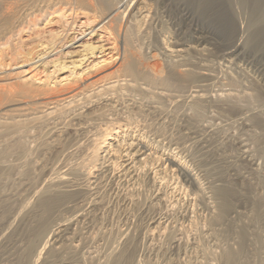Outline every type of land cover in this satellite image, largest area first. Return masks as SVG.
Returning <instances> with one entry per match:
<instances>
[{
  "label": "rangeland",
  "instance_id": "rangeland-1",
  "mask_svg": "<svg viewBox=\"0 0 264 264\" xmlns=\"http://www.w3.org/2000/svg\"><path fill=\"white\" fill-rule=\"evenodd\" d=\"M35 2L31 3L32 5L21 3L19 5L21 7L13 13L14 15L11 18L13 22L9 21V25L7 23L5 26L0 22V85L8 83V87L10 85L15 87L24 84L30 86L29 89L37 90V88L40 89L39 87L43 89L46 87L47 90L50 91L51 89L52 91L51 93H45L46 96H44L45 94L33 96L42 92L43 89L41 88L39 92L37 90L36 93L32 94L34 101L31 97L21 100V96L16 95L13 99L17 102L16 105H14L15 102L10 104L9 101L6 103L3 101V106L0 105V156L3 157L0 159V173H2L0 177V264H264V4L261 3L264 0L147 1L145 7L147 10L143 13L147 16L145 15L144 19L142 18L137 22L136 25L140 24L139 27L134 24L137 27H133L136 29V34L131 32V35H133L129 36L128 43L131 39L134 40H131L133 42L131 45L128 44L132 48L122 45L121 38H117V43H115V36L108 34V30H100L86 11H78L76 15L65 9L54 12L55 9H58L56 6L59 5L52 6L51 1ZM46 6H48V9H46ZM10 26L12 27L10 28ZM12 31L13 33H9ZM73 37L77 38V42L71 41ZM3 41L5 43H2ZM177 42L184 43L182 45L183 54L182 52L179 54L174 52L175 55L173 51H169L172 50L171 45ZM51 44L55 46L52 47V50L48 49ZM122 46L125 49L123 50L124 53L127 49V54L131 51L129 54L132 58L134 57L133 62L135 64L139 61L142 62L141 64L138 63L141 66L135 65L142 67V70L139 68L141 72L138 70L139 73L137 72L134 75L136 80L128 72L119 69L121 68L119 66L120 60H122L120 57L124 54L120 49ZM228 50H231L230 54H226ZM227 55L228 57H226ZM179 56L186 58V61L180 59L184 65L179 60ZM135 59L138 61L136 62ZM151 59L155 63L154 66ZM170 59L179 60L178 62L182 66ZM144 62L148 63L144 65ZM172 63H175V65ZM150 64L153 67L150 68ZM156 64L160 65L161 68L157 67ZM19 65L22 66L18 67ZM144 66L145 68H143ZM116 67H118V71H116ZM175 67L179 70L181 68L182 70L193 68L191 72L195 71V73H192V77L193 74L196 77L185 82H194L186 84L181 81L179 84L173 80L175 84L170 85L171 88L163 86L160 82H150L153 74L156 75L155 78L160 79L161 76L159 77V75L162 74H166V76L164 75L166 78L169 74L171 76ZM157 68L163 70L162 73ZM156 69L157 72L152 73ZM95 70H98L97 73H95ZM174 72H177V70ZM148 75H150L149 78ZM123 77L127 81L123 80ZM165 77L162 76V78ZM116 78L119 80V87H112V89L111 85L114 84V80H117ZM139 78L150 79V81L146 80V83L145 79L141 80ZM127 82L134 87V90H129L132 87ZM120 85H125V88L121 86V89ZM135 85L139 92L136 91ZM139 85L143 91L146 89L145 91L148 92L147 98L144 95H147V93H144L145 91L141 92ZM182 85L183 87H181ZM149 86L156 97L160 92L157 98L149 93V90H151ZM161 86L165 89H162ZM156 87H159V91ZM202 87L203 89H201ZM107 88H110V90H107ZM166 88L168 89L166 90ZM114 89H116V93ZM119 89L122 91L120 92ZM187 89L192 90L189 92ZM100 90L102 93L103 90L105 92L112 91V93L106 94L104 92V95H101ZM73 91L76 92L73 95L75 98L69 96ZM96 91L104 98L95 95ZM132 91L135 92L136 96L132 95ZM43 92H46V90H43ZM138 93L140 94L138 95ZM164 93L169 94L172 98ZM88 94L92 95V97L89 95V99H87ZM123 94L125 95L123 96ZM188 94H190V98H188ZM173 95L175 98H173ZM65 96L66 98H64ZM95 96L99 99L97 97L94 99ZM105 96L109 99L107 100ZM159 97H164L160 100L161 102L158 101L161 99ZM72 98L75 100L73 99V101ZM119 98L123 99V103ZM28 99L33 101V104ZM68 99L69 101L66 103ZM71 100L73 102L69 104L70 106L67 105ZM106 101L109 102L107 106H111L112 110L105 105ZM26 102H28V105ZM137 103L141 107H138ZM81 104H83V109ZM124 105L126 106L125 109L123 108ZM11 106L14 107V110L18 106V111L15 112ZM53 106L58 109L56 111L51 110L54 109ZM20 108H24V110L20 111ZM102 108L108 111H102ZM135 108L138 109L134 110ZM116 109L117 112L119 111L118 113ZM93 110H96L94 113L97 115L93 113ZM86 111L87 113L92 111L95 117L92 113H85ZM135 111H137L136 113L139 111V114H134ZM128 112L129 115L126 116ZM45 113L50 115L48 116ZM73 113L75 114L72 117ZM76 113H80V115ZM34 114L37 118L43 115L47 116L45 118L41 117L42 119L39 120L36 117L34 118ZM143 115L146 116L143 117ZM96 116L100 117L97 120L100 123L102 122L101 124L96 121ZM8 117L12 118L13 122L18 119L21 121L20 125L15 122V126L21 132L20 135L17 129H14L16 127L12 123V119ZM88 117L90 118L88 119ZM121 117L123 119L127 117L133 119L134 117V120H136L129 121V125L126 122L130 119L126 121ZM65 119L67 120L65 121ZM90 119H92V122ZM164 119L166 120L164 121ZM6 122L11 123L6 124ZM73 123L75 125L78 123L79 126L83 127V130L81 127H79L80 130L78 129V124L76 125L77 130L73 129L75 128ZM123 123L125 126L122 125ZM91 124L95 127H92ZM10 125L13 126L9 128ZM22 125L26 126L20 128ZM115 126L117 127L115 128ZM96 128L99 131L101 130L100 133ZM81 130H86L83 132L84 134L90 132L84 135ZM107 130L110 132H107ZM115 130H119L121 134L118 133L117 136L109 134ZM102 131L103 136H101ZM89 134L95 144L91 143L92 145H90ZM107 134L108 136H106ZM83 135L87 138L85 139ZM20 136L22 137L21 140ZM109 136L113 138L110 139ZM114 137L118 142L114 140ZM81 139L83 140L81 141ZM148 139L150 140L148 141ZM86 140L88 141L86 142ZM136 140L148 142L144 144L148 148L145 156L147 155L148 159L149 155L151 157L149 160L141 157V155L130 154L133 152L131 147ZM16 141L20 142L17 143ZM101 141L104 145L100 144ZM124 141H126V144ZM128 141L129 143H127ZM128 144L132 146L128 147ZM14 145L18 146L19 149L17 147L13 148ZM70 145L72 146L70 147ZM86 145L93 148L89 149ZM115 146L120 148L114 152L112 149L116 150ZM95 148H97V152ZM34 150L36 152H33ZM67 150L69 151L67 152ZM2 151L4 152L2 153ZM94 151L95 155L98 153L96 156H93ZM123 152L125 154H122ZM150 152H153L152 156ZM90 154L92 155L90 156ZM114 154H118L116 156H119V159ZM90 157L93 158L88 160ZM139 158L140 160L142 158L143 161L141 160V162H144V166ZM169 158L172 159V163ZM90 160L93 161L88 162ZM113 161L115 165V161H118V164L115 166ZM120 162L126 163H123V166ZM130 162L132 165L129 164ZM86 163H89V165ZM99 163L102 166L97 167ZM156 163L157 165H155ZM7 164H11L10 167H12L10 168ZM136 164H138L137 167L134 166ZM117 166L119 167L117 168ZM141 166L143 170L140 168ZM60 168H63V171ZM93 168H96V170ZM182 168L186 170L187 174L184 173L185 171ZM52 169L54 172L51 171ZM85 173H87L86 176ZM52 176L54 179L57 177V179H52ZM72 178L73 180H71ZM65 180H67L66 185H64ZM52 182L54 185L51 184ZM47 186L50 192L47 190ZM65 186L66 188L63 189ZM43 188H46L47 193L41 194L45 191ZM34 190H37L36 194ZM54 190L57 192H54ZM77 190L78 192H76ZM74 191L75 193H72ZM40 194L44 198H41ZM68 196L72 197L68 198ZM44 199L46 201L52 199L55 203L51 202L53 206L50 205V209H47L50 210V213L43 210L42 205H40ZM57 200L59 205L56 206ZM34 201H38L36 203L39 206L35 205ZM33 205L36 206L35 209ZM32 207L34 210L30 211L29 209H32ZM38 209L41 212L42 210L45 211V214L42 212L44 216ZM22 212L24 216L27 214L26 217H23ZM31 212L32 215H29ZM36 213L42 215H38L36 220L38 217L39 219L43 218L38 219L39 225L32 221L35 220ZM33 214L34 217H32ZM30 220L34 223L29 224V226L27 223ZM57 222L58 226L55 228ZM35 225H38V227L35 228ZM22 226L26 227H24L25 230L22 229ZM31 226L34 227L31 228ZM27 227L31 229H27ZM34 229L38 231L34 232ZM28 230L29 232L33 231L34 234L33 232L28 233ZM53 231L54 235H52Z\"/></svg>",
  "mask_w": 264,
  "mask_h": 264
},
{
  "label": "bare ground",
  "instance_id": "bare-ground-1",
  "mask_svg": "<svg viewBox=\"0 0 264 264\" xmlns=\"http://www.w3.org/2000/svg\"><path fill=\"white\" fill-rule=\"evenodd\" d=\"M35 1H37V2L51 1L50 3L53 4L52 6L59 5V6H56V7H58V9H55L54 12L57 11V10L59 11V10H64V9H65V10H70L71 13H73L74 15H76V13H78V11H84V12L86 11V13L90 15V18L93 19L92 21L96 22V24L98 25V27H99L100 30H108V32H109L108 34H113V35L115 36V37H114L115 40H116L115 43H117V38H118V39L121 38L120 41H122V43H121L122 45H127L128 48H132V47L129 46V45H131V43H133V42H131L132 39L130 40V43H128V42H129V36L131 35V32L133 33V32L136 31V29L133 28V27H136V26L139 27L140 24L136 25L137 22L140 21V19H142V18L146 15V14L143 15L144 11L147 10V9H145V7H146V2H147V1H150V2H151V1H155V0H0V22L2 23V25L5 24V26H6L7 23H8V25H9V21H12L11 18H12V16L14 15L13 13L16 12V9H19V7H21V6H19L21 3H22L23 5H24V4L27 5V3L30 4V5H32L31 3H33V2L36 3ZM156 2H157V1H156ZM152 3H153V2H152ZM166 3H167V2H166ZM261 3L264 4V2H261ZM37 5H38V4H37ZM39 5H40V4H39ZM39 5H38V6H39ZM183 7H184V6H183ZM27 8H28V7H27ZM53 8H54V7H53ZM46 9H48V6H46ZM181 9H182V8H181ZM181 9H180V10H181ZM190 10H191V9H190ZM45 11H47V10H45ZM172 11H173V10H172ZM185 11H186V10H185ZM258 12H259V11H258ZM17 13H18V12H17ZM79 14H80V12H79ZM87 14H86V15H87ZM186 14H187V12H186ZM260 14H261V13H260ZM15 15H16V14H15ZM81 15H82V14H81ZM166 15H167V14H166ZM184 15H185V14H184ZM223 15H224V14H223ZM70 16H71V15H70ZM146 16H147V15H146ZM146 16H145V17H146ZM185 16H186V15H185ZM86 17H88V16H86ZM145 17H144V18H145ZM74 18H75V17H74ZM88 18H89V17H88ZM144 18H143V19H144ZM216 19H217V18H216ZM74 20H75V19H74ZM155 20H156V19H155ZM179 20H180V19H179ZM256 20H257V19H256ZM92 21H91V22H92ZM192 21H193V20H192ZM194 21H195V20H194ZM12 22H13V21H12ZM141 22H142V20H141ZM141 22H140V23H141ZM149 22H150V21H149ZM145 23H147V22L145 21ZM185 23H186V22H185ZM224 23H225V21H224ZM134 24H135L136 26H134ZM143 24H144V23H143ZM143 24H142V25H143ZM144 25H145V24H144ZM211 25H212V24H211ZM221 25H223V24H221ZM186 26H187V25H186ZM7 27H8V26H7ZM11 27H12V26H10V28H11ZM137 27H136V28H137ZM225 27H226V26H225ZM227 27H228V26H227ZM260 27H261V26H260ZM143 28H144V27H143ZM211 28H212V27H211ZM213 28H214V27H213ZM221 28H222V27H221ZM144 29H145V28H144ZM216 29H219V28H216ZM0 30H1V29H0ZM133 30H134V31H133ZM5 31H6V30H5ZM141 31H142V30H141ZM148 31H149V30H148ZM2 32H3V31H2ZM138 32H139V31H138ZM144 32H145V31H144ZM174 32H175V31H174ZM200 32H201V31H200ZM7 33H8V32H7ZM9 33H13V31H12V32H9ZM139 33H140V32H139ZM139 33H138V36H139ZM135 34H136V32H135ZM135 34H134V35H135ZM144 34H145V33H144ZM149 34H150V33H149ZM149 34H148V35H149ZM202 34H203V33H202ZM216 34H217V33H216ZM0 35H1V34H0ZM132 35H133V34H132ZM132 35H131V36H132ZM141 35H142V34H141ZM141 35H140V36H141ZM2 36H3V34H2ZM5 36H6V35H5ZM5 36H4V37H5ZM64 36H65V35H64ZM76 37H77V36H76ZM76 37H73V39H71V41L73 40L74 42H77V41H76V39H77ZM133 37H136V36H133ZM5 38H7V37H5ZM130 38H131V37H130ZM194 38H195V37H194ZM200 38H201V37L199 36V39H200ZM0 39H1V38H0ZM135 39H136V38H135ZM181 39H182V38H181ZM2 40H3V39H2ZM6 40H7V39H6ZM161 40H162V39H161ZM62 41H63V39H62ZM132 41H134V40H132ZM143 41H144V40H143ZM148 41H149V40H148ZM196 41H197V40H196ZM201 41H202V40H201ZM237 41H238V39H237ZM138 42H139V41H138ZM2 43H5V42L3 41ZM2 43H1V44H2ZM60 43H61V42H60ZM69 43H70V42H69ZM115 43H114V44H115ZM118 43H119V42H118ZM140 43H141V42H140ZM196 43H197V42H196ZM196 43H195V44H196ZM235 43H237V42H235ZM128 44H129V45H128ZM183 44H184V43H183ZM183 44L180 43V42H179V43H178V42H177V43H174V44L171 45V46H172V48H171L172 50H169V51H173V54H175V53H178V54H179V53H181V52H182V54H183V49H182V48H183V47H182ZM233 44H234V43H233ZM41 45H42V44H41ZM51 45H52V46H51ZM51 45H49L51 48L48 47V46H47V47H48V49H51V50H52V47H55V46H53V44H51ZM54 45H55V44H54ZM59 45H61V44H59ZM135 45H136V42H135ZM147 45L149 46V44H147ZM186 45H187V43H186ZM237 45H238V44H237ZM237 45H236V46H237ZM114 47H115V46H114ZM122 47H123V46H122ZM122 47L120 48V49H121V52H122L123 50H125L124 47H123V48H122ZM136 47H137V46H136ZM232 47H233V45H232ZM232 47H231V48H232ZM234 47H235V46H234ZM125 48H126V46H125ZM139 48H140V47H139ZM146 48H147V46H146ZM166 48H167V47H166ZM45 49H46V48H45ZM126 49H127V48H126ZM152 49H153V48H152ZM167 49H168V48H167ZM184 49H185V48H184ZM191 49H192V48H191ZM228 49H230V48H228ZM127 50H128V49H127ZM127 50H126V51H127ZM185 50H186V49H185ZM45 51H46V50H45ZM126 51H125V53H124V51H123V53H124L125 55L122 54L121 52H119L120 54H122V56L120 57V59H122V60H120V64H119V66H120L121 68H119V69H122L123 72H124V71L128 72V73H129L130 75H132L133 78H134V75L137 74L138 70H139V72H141L140 69H141L142 67L135 66V65H137L138 63H140V61H139L137 64H135V62H133V61H134V57L132 58V56H130L131 54H129V53H131V51L128 53L129 55L127 54L128 51H127V52H126ZM225 51H226V50H225ZM136 52H137V51H136ZM140 52H141V51H140ZM140 52H138V53H140ZM174 52H175V53H174ZM230 53H231V50H230V51L228 50V52H226V54H230ZM153 54H154V53H153ZM168 54H169V53H168ZM178 54H177V55H178ZM224 54H225V53H224ZM43 55H44V54H43ZM43 55H42V56H43ZM123 55H124V56H123ZM175 55H176V54H175ZM185 55H187V54H185ZM232 55H233V54H232ZM42 56H41V57H42ZM173 56H174V55H173ZM182 56H183V55H182ZM122 57H123V58H122ZM144 57H145V56H144ZM151 57H152V56H151ZM179 57H180V56H179ZM226 57H228V55H227ZM139 58H140V57H139ZM139 58H138V60H139ZM147 58H148V56H147ZM181 58H182V57H180L179 60H180ZM224 58H225V57H224ZM173 59H174V58H173ZM173 59H170V60H173ZM175 59H176V57H175ZM177 59H178V58H177ZM183 59H184V58H182V60H183ZM185 59H186V58H185ZM185 59H184V60H185ZM11 60H12V59H11ZM114 60H115V59H114ZM135 60H136V59H135ZM138 60H136V62H137ZM144 60H146V59H144ZM151 60H152V59H151ZM151 60H150V61H151ZM179 60H178V61H179ZM182 60H180L181 63L183 62ZM188 60H189V59H188ZM115 61H117V60H115ZM152 61H153V60H152ZM173 61H174V60H173ZM175 61H176V60H175ZM175 61H174V62H175ZM178 61H176V62H178ZM185 61H186V60H185ZM185 61H184V63H186ZM113 62H114V61H113ZM118 62H119V61H118ZM141 63H142V62H141ZM141 63H140V64H141ZM145 63H148V62H144L143 64L145 65ZM149 63H150V62H149ZM151 63H152V62H151ZM153 63H154V61H153ZM157 63H158V62H157ZM187 63H188V62H187ZM196 63H197V62H196ZM22 64H23V63H22ZM105 64H106V63H105ZM109 64H110V62H109ZM168 64H169V63H168ZM170 64H171V63H170ZM170 64H169V65H170ZM172 64L175 65V63H172ZM178 64H179V62H178ZM182 64H183V63H182ZM182 64H179V65L182 66ZM189 64H191V62H189ZM107 65H108V62H107ZM138 65H139V64H138ZM146 65H147V64H146ZM150 65H151V64H150ZM154 65H155V63L153 64V66H154ZM156 65H157V64H156ZM166 65H167V64H166ZM173 65H172V66H173ZM176 65H177V64H176ZM183 65H184V64H183ZM187 65H188V64H187ZM187 65H186V66H187ZM193 65H194V64H193ZM20 66H22V65H19L18 67H20ZM111 66H112V65H111ZM113 66H114V65H113ZM113 66H112V67H113ZM119 66H118V67H119ZM139 66H141V65H139ZM147 66H148V65H147ZM153 66L151 65L150 68L153 67ZM181 66H180V67H181ZM186 66H185V67H186ZM16 67H17V65H16ZM103 67H104V66H103ZM118 67H116V68H117L116 71H118ZM135 67H136V68H135ZM137 67H138V68H137ZM155 67H156V66H155ZM155 67H154V68H155ZM157 67H160V65H157ZM168 67H169V66H168ZM168 67H167V68H168ZM173 67H174V66H173ZM180 67H179V68H180ZM183 67H184V66H183ZM185 67H184V68H185ZM187 67L189 68V66H187ZM116 68H115V69H116ZM139 68H140V69H139ZM143 68H145V66H144ZM150 68H148V69L150 70ZM154 68H152V69L155 70ZM160 68H161V67H160ZM160 68H159V69L157 68V69H158L159 71H161V73H162L163 70H160ZM167 68H165V69H167ZM169 68L171 69V67H169ZM177 68H178V67H177ZM188 68H187V69H183V70H182V68H181V70L176 69V67H175V69L172 68L174 74L171 73V76H169V75H170V74H169L167 78L165 77L166 74H164L165 76H164L163 74H162V75H159V77L161 76V79H160V78H157V77L155 78L156 75L154 76V74H153V78H150L151 81H150V79H145V78H142V79L139 78V79H141V80L145 79V80H144L145 82H146V80H149V81L152 82V83L160 82V84H162L163 86H168V87H170V85H172V84L174 85V84H175V83H173L174 81H175V82L177 81L178 83L181 82V81H184V82H185V81L188 80V79H191V78H193V77H196V76H194V74H193V77H192V73H195V71L191 72V71L193 70V68H190V70H189ZM100 69H101V68H100ZM104 69H105V68H104ZM146 69H147V68H146ZM152 69H151V70H152ZM157 69H156V71H152V73L157 72ZM191 69H192V70H191ZM196 69H197V68H196ZM203 69H204V68H203ZM206 69H207V68H206ZM141 70H142V69H141ZM149 70H148V71H149ZM167 70H168V69H167ZM175 70H177V72H174ZM197 70H198V69H197ZM197 70H196V71H197ZM201 70H202V69H201ZM95 71H96V70H95ZM97 71H98V70H97ZM97 71H96L95 73H97ZM99 71H100V70H99ZM108 71H109V70H108ZM144 71H145V70H144ZM164 71H165V70H164ZM198 71H199V70H198ZM139 72H138V73H139ZM145 72H146V71H145ZM128 73H126V74L128 75ZM147 73H149V72H147ZM150 73H151V72H150ZM150 73H149V74H150ZM163 73H164V72H163ZM111 74H112V73H111ZM121 74H122V73H121ZM155 74H156V73H155ZM159 74H160V73H159ZM105 75H106V74H105ZM140 75H141V74H140ZM140 75H139V76H140ZM145 75H146V74H145ZM196 75H197V73H196ZM95 76H96V74H95ZM122 76H123V74H122ZM132 76H131V77H132ZM137 76H138V75H137ZM141 76H142V75H141ZM141 76H140V77H141ZM143 76H144V75H143ZM143 76H142V77H143ZM149 76H150V75H148V78H149ZM162 76L165 77V78H162ZM107 77H108V76H107ZM115 77H116V76H115ZM118 77H119V76H118ZM124 77H125V73H124ZM124 77H123V78H124ZM127 77H129V75H128ZM144 77H145V76H144ZM146 77H147V76H146ZM151 77H152V75H151ZM197 77H198V76H197ZM133 78H132V79H133ZM205 78H206V77H205ZM91 79H92V78H91ZM116 79H117V78H116ZM129 79L131 80V78H129ZM129 79H128V80H129ZM98 80H99V79H98ZM123 80H126V79L124 78ZM134 80H136V79L134 78ZM173 80H174V81H173ZM192 80H193V79H192ZM195 80H196V78H195ZM126 81H127V80H126ZM137 81H138V79H137ZM144 81H143V82H144ZM149 81H148V82H149ZM171 81H172V83H171ZM203 81H204V80H203ZM208 81H209V80H208ZM82 82H83V81H82ZM113 82H114V84L111 85V88H112V87H116V86L119 87V80H118V79H117V80H114ZM120 82H121V81H120ZM124 82H125V81H124ZM133 82H134V81H133ZM139 82H140V81H139ZM184 82H183V83H184ZM188 82H190V81H188ZM188 82H187V83H188ZM193 82H194V81H193ZM193 82H192V83H193ZM230 82H231V81H230ZM86 83H87V81H86ZM88 83H89V81H88ZM108 83H109V82H108ZM127 83H128V82H127ZM134 83H135V82H134ZM137 83H138V82H137ZM137 83H136V85H137ZM146 83H147V82H146ZM185 83H186V82H185ZM187 83H186V84H187ZM190 83H191V82H190ZM192 83H191V84H192ZM205 83H206V82H205ZM207 83H208V82H207ZM3 84H4V83H3ZM78 84H79V83H78ZM92 84H93V83H92ZM110 84H111V83H110ZM120 84H122V83H120ZM131 84H132V83H131ZM138 84H140V83H138ZM179 84H180V83H179ZM179 84H178V85H179ZM202 84H203V83H202ZM27 85H28V84H27ZM66 85H67V84H66ZM84 85H85V84H84ZM89 85H91V84H89ZM93 85H94V84H93ZM101 85H102V84H101ZM106 85H108V84H106ZM128 85H130V84L128 83ZM133 85H134V84H133ZM136 85H135V86H136ZM189 85H190V84H189ZM8 86H9L8 83H7L6 85H0V105L4 104V102L6 103L7 101H9V103L11 102L10 104H12V103L14 104L15 101H13V99H14V96H16V95L21 96V100H22V99H26V98H28V97H31V98H32V97L35 96V95H38V96H39V94H45V93H47V92H48V93H51V92H52L51 89H50V91H49V90H47L48 88H46V87H44V89H43L42 87H39L40 89L37 88L38 91H37L36 89L34 90L33 88H30V89H29L30 86L28 87V86H26V85H24V84H19V85L15 86V87H14L13 85H10V87H8ZM85 86H86V85H85ZM102 86H103V85H102ZM102 86H101V87H102ZM121 86H122V85H120V87H121ZM130 86H131V85H130ZM156 86H157V85H156ZM203 86H204V85H203ZM206 86H207V85H206ZM7 87H8V88H7ZM12 87H13V88H12ZM48 87H49V86H48ZM99 87H100V86H99ZM104 87H105V86H104ZM108 87H110V86H108ZM122 87L125 88V85H123ZM122 87H121V89H122ZM131 87H132V88H129V86H128L129 90H130V89L134 90V87H133V86H131ZM139 87H140V89H141V86H140V85H139ZM181 87H183V85H182ZM199 87H200V84H199ZM11 88L13 89V91H12ZM41 88H42L43 90H46V92H43V90H41ZM45 88H46V89H45ZM51 88H53V87H51ZM68 88H69V87H68ZM70 88H71V87H70ZM70 88H69V89H70ZM94 88H95V87H94ZM94 88H93V89H94ZM102 88H103V87H102ZM128 88H126V89H128ZM142 88H143V87H142ZM149 88H150V86H149ZM156 88H157V87H156ZM161 88H162V86H161ZM163 88L165 89V87H163ZM163 88H162V89H163ZM170 88H171V87H170ZM191 88H193V87H191ZM32 89H33V90H32ZM58 89H59V88H58ZM66 89H67V88H66ZM74 89H75V88H74ZM97 89H98V88H97ZM103 89H105V88H103ZM112 89H113V88H112ZM135 89H137V86H136ZM150 89H151V88H150ZM157 89H158V91H159V87H158ZM167 89H168V88H166V90H167ZM195 89H196V88H195ZM201 89H203V87H202ZM40 90H41L42 92H39ZM77 90H78V89H77ZM82 90H83V89H82ZM85 90H86V89H85ZM107 90H110V88H109V89L107 88ZM114 90H115L114 92L116 93V89H114ZM138 90H139V89H137L136 91H138ZM145 90H146V89H145ZM145 90H144V91H145ZM147 90H148V89H147ZM154 90H155V89H154ZM160 90H161V89H160ZM172 90H173V89H172ZM172 90H171V91H172ZM187 90H188V89H187ZM191 90H192V89H191ZM191 90L189 89L188 91L190 92ZM196 90H197V89H196ZM214 90H215V89H214ZM222 90H223V89H222ZM36 91L39 92V93H36ZM53 91H54V89H53ZM56 91H57V89H56ZM98 91H99V89H98ZM119 91L121 92L122 90L119 89ZM123 91H124V90H123ZM126 91H127V90H126ZM144 91L141 89V92H144ZM151 91H153V90H152V89L149 90V93H152ZM156 91H157V90H156ZM194 91H195V90H194ZM198 91H200V90H198ZM205 91H206V90H205ZM210 91H211V90H210ZM58 92H59V91H58ZM77 92H78V91H77ZM91 92L93 93L92 90H91ZM96 92H97V91H96ZM104 92H105L104 90H103V93H102L101 90H100V93H102L101 95H104ZM117 92H118V91H117ZM120 92H119V93H120ZM124 92H125V91H124ZM128 92H129V94H131L130 91H128ZM138 92H139V91H138ZM141 92H140V93H141ZM164 92H165V90H164ZM173 92H175V91H173ZM33 93H36V94H34V95L32 96ZM53 93H54V92H53ZM55 93H56V92H55ZM75 93H76V92L73 91L72 94L69 93L70 95H69V94H67V95H69L70 97H74L73 95H74ZM82 93H84V92L82 91ZM105 93H106V94H107V93H112V91H111V92L106 91ZM134 93H135V92L132 91V95H133ZM140 93H138V95H139ZM144 93H147V95L144 94L145 97L147 98V96L149 95L148 92L145 91ZM155 93L157 94L158 92H155ZM159 93H160V92H159ZM159 93H158V96H159ZM168 93H169V92H168ZM186 93H187V92H186ZM204 93H205V92H204ZM225 93H226V92H225ZM86 94H87V93H86ZM93 94H94V93H93ZM117 94H118V93H117ZM117 94H116V95H117ZM152 94H153V93H152ZM164 94H165V93H164ZM164 94H163V95H164ZM190 94H191V93H190ZM190 94H188V98H190V97H189ZM202 94H203V93H202ZM223 94H224V93H223ZM227 94H228V93H227ZM229 94H230V93H229ZM232 94H233V93H232ZM29 95H31V96H29ZM46 95H47V94H45L44 96H46ZM48 95H50V94H48ZM80 95H81V94H80ZM84 95H85V94H84ZM89 95H90V94H88V98H87V99H89ZM95 95L100 96V95L98 94V92H97ZM109 95H112V94H109ZM119 95L121 96V94H119ZM124 95H125V94H123V96H124ZM134 95H135V94H134ZM138 95H137V96H138ZM150 95H151V94H150ZM160 95L162 96V94H160ZM165 95H166V94H165ZM168 95H169V94H167L166 96H168ZM38 96H37V97H38ZM42 96H43V95H42ZM44 96H43V97H44ZM53 96H54V95H53ZM76 96H77V95H76ZM90 96L92 97V95H90ZM97 96H95L94 99H95ZM106 96H107V95H106ZM106 96H105V98L107 99ZM113 96H114V95H113ZM123 96H122V97H123ZM127 96H128V95H127ZM135 96H136V95H135ZM152 96H154L155 98L158 97V96L156 97V95H154V94H153ZM169 96H170V95H169ZM185 96H186V94H185ZM200 96H201V95H200ZM202 96H203V95H202ZM202 96H201V97H202ZM213 96H214V95H213ZM219 96H220V94H219ZM221 96H222V94H221ZM40 97H41V95H40ZM47 97H48V96H47ZM51 97H52V96H51ZM78 97H79V95H78ZM81 97H82V96H81ZM85 97H86V95H85ZM100 97H101V96H100ZM102 97H103V96H102ZM102 97H101V98H102ZM109 97H110V96H109ZM115 97H116V96H115ZM118 97H119V96H118ZM118 97H117V98H118ZM122 97H121V98H122ZM125 97H126V96H125ZM125 97H124V98H125ZM133 97H134V96H133ZM139 97H140V96H139ZM145 97H144V98H145ZM164 97H165V96H164ZM164 97H162V98H164ZM170 97L172 98V96H170ZM201 97H200V99H201ZM204 97H205V96H204ZM206 97H207V96H206ZM224 97H225V96H224ZM57 98H58V97H57ZM57 98H56V99H57ZM60 98H61V97H60ZM64 98H66V96H65ZM64 98H63V100H64ZM74 98H75V97H74ZM74 98H72V100H73ZM97 98L99 99V97H97ZM103 98H104V97H103ZM117 98H116V99H117ZM121 98H119V99H121ZM126 98H127V97H126ZM131 98H132V97H131ZM141 98H142V97H141ZM159 98H161V97H159ZM162 98L159 99V100L157 99V100H158L159 102H161L160 100H162ZM165 98H166V97H165ZM171 98H170V99H171ZM173 98H175L174 95H173ZM179 98H182V97H179ZM16 99H17V98L15 97V100H16ZM29 99H30V98H29ZM29 99H28V100H29ZM32 99H33V101H34V98H32ZM32 99H31V100H32ZM40 99H41V98H40ZM43 99H44V98H43ZM48 99H49V97H48ZM69 99H70V98H69ZM69 99L66 100V103H67V101H69ZM76 99H77V98H76ZM79 99H80V97H79ZM81 99H82V98H81ZM85 99H86V98H85ZM87 99H86V100H87ZM90 99H91V98H90ZM108 99H109V98H108ZM108 99H107V100H108ZM110 99H111V98H110ZM116 99H115V100H116ZM127 99H128V98H127ZM129 99H130V98H129ZM132 99H134V98H132ZM136 99H137V98H136ZM142 99H143V98H142ZM148 99H149V98H148ZM148 99H146V100H148ZM167 99H168V97H167ZM176 99L178 100V98H176ZM200 99H199V100H200ZM18 100H19V99H18ZM18 100H17V101H18ZM38 100H39V99H38ZM72 100H71L70 102H68L67 105H69V104H70L71 102H73L75 99H74L73 101H72ZM83 100H84V99H83ZM96 100H97V99H96ZM113 100H114V99H113ZM115 100H114V101H115ZM121 100H122V103H123V99H121ZM130 100H131V99H130ZM139 100H140V99H139ZM151 100H152V99H151ZM173 100L175 101V99H173ZM173 100H172V102H173ZM177 100H176V101H177ZM183 100H184V99H183ZM3 101H4V102H3ZM19 101H20V100H19ZM19 101H18V103H19ZM25 101H27V100H25ZM33 101H30V100H29L30 103H32ZM51 101H52V100H51ZM51 101H50V102H51ZM57 101H59V100H57ZM60 101H61V100H60ZM88 101H89V100H88ZM90 101H91V100H90ZM101 101H102V100H101ZM104 101H105V100H104ZM114 101H113V103H115ZM117 101H119V100H117ZM133 101H134V100H133ZM135 101H138V100H135ZM140 101H141V100H140ZM144 101H145V100H144ZM149 101H150V100H149ZM149 101H148V102H149ZM155 101H156V99H155ZM165 101H166V100H165ZM186 101H187V100H186ZM20 102H21V101H20ZM53 102H54V101H53ZM77 102H79V101H77ZM83 102H86V101H83ZM83 102H82V103H83ZM95 102H96V101H95ZM124 102H126V101H124ZM138 102H139V101H138ZM146 102H147V101H146ZM159 102H158V103H159ZM34 103H35V102H34ZM36 103H37V102H36ZM38 103H40V102H38ZM41 103H42V102H41ZM43 103H44V102H43ZM45 103H46V102H45ZM61 103H62V102H61ZM108 103H109V102H108ZM108 103H107V101H106L105 105L107 106ZM113 103H112V104H113ZM122 103H121V104H122ZM132 103H134V102H132ZM135 103H136V102H135ZM135 103H134V104H135ZM151 103H153V102H151ZM173 103H174V102H173ZM7 104H8V103H7ZM16 104H17V102H15L14 105H16ZM26 104L28 105V102H26ZM32 104H33V103H32ZM53 104H54V103H53ZM64 104H65V103H64ZM77 104H78V103H77ZM102 104H104V103L102 102ZM112 104H111V105H112ZM115 104H117V103H115ZM118 104H119V102H118ZM126 104H127V102H126ZM134 104H133V105H134ZM141 104H142V103H141ZM199 104H200V103H199ZM219 104H220V103H219ZM8 105H9V104H8ZM19 105H20V104H19ZM21 105H22V104H21ZM21 105H20V106H21ZM23 105H24V104H23ZM27 105H26V106H27ZM46 105H47V104H46ZM51 105H52V104H51ZM75 105H76V104H75ZM84 105L86 106V104H84ZM105 105H104V108L106 109V106H105ZM109 105H110V104H109ZM119 105H120V104H119ZM137 105H139V104L137 103ZM143 105H144V104H143ZM147 105H148V104H147ZM153 105H154V104H153ZM177 105H178V104H177ZM184 105H185V104H184ZM209 105H210V104H209ZM2 106H3V105H2ZM69 106H70V105H69ZM81 106H82V109H83V104H81ZM93 106H94V105H93ZM95 106H96V105H95ZM121 106H122V105H121ZM121 106H120V107H121ZM145 106H146V104H145ZM162 106H164V105L162 104ZM5 107H6V106H5ZM11 107H12V106H11ZM17 107H18V106H16V108H15L16 110L18 109ZM53 107H54V106H53ZM55 107H56V106H55ZM55 107H54V109H51V110H55V111H56V109H58V108L55 109ZM58 107H59V106H58ZM65 107H66V106H65ZM87 107H88V106H87ZM102 107H103V106H102ZM107 107H110L111 110H112V107H111V106H107ZM120 107H118V108L120 109ZM124 107L126 108L125 105L123 106V108H124ZM134 107H135V106H134ZM138 107H141V106L139 105ZM150 107H151V106H150ZM156 107H158V106H156ZM156 107H155V108H156ZM159 107H160V105H159ZM165 107H166V106H165ZM177 107H178V106H177ZM0 108H1V107H0ZM12 108H13V110H14V107H12ZM24 108H25V107H24ZM24 108H22V109L20 108V111H21V110H24ZM33 108H34V107H33ZM74 108H75V107H74ZM79 108H80V107H79ZM94 108H95V107H94ZM104 108H102L101 110H102V111H103V110H104V111H108V110H105ZM118 108H117V109H118ZM125 108H124V109H125ZM151 108H152V107H151ZM160 108H161V107H160ZM160 108H159V109H160ZM235 108H236V107H235ZM10 109H11V108H10ZM27 109H28V107H27ZM29 109H30V106H29ZM107 109H108V108H107ZM117 109H116V112H117ZM119 109H118V110H119ZM124 109H122V111H124ZM130 109H131V108H130ZM130 109H129V112H130ZM137 109H138V108H137ZM137 109L135 108L134 110H137ZM139 109H140V108H139ZM152 109H153V108H152ZM162 109H163V108H162ZM162 109H161V110H162ZM201 109H202V108H201ZM236 109H237V108H236ZM8 110H9V109H8ZM13 110H12V111H13ZM16 110H14V111L16 112ZM38 110H40V109H38ZM42 110H43V108H42ZM49 110H50V109H49ZM60 110H61V109H60ZM91 110H92V109H91ZM101 110H99V111H101ZM168 110H169V109H168ZM168 110H167V111H168ZM177 110H178V108H177ZM183 110H184V109H183ZM191 110H192V109H191ZM222 110H224V109L222 108ZM12 111H11V112H12ZM17 111H18V110H17ZM33 111H34V110H33ZM47 111H48V110H47ZM79 111H80V110H79ZM94 111H96V110H93V113H94ZM109 111H110V110H109ZM143 111H144V110H143ZM143 111H142V112H143ZM224 111H225V110H224ZM42 112H43V111H42ZM45 112H46V110H45ZM50 112H51V111H50ZM50 112H49V113H50ZM52 112H53V111H52ZM59 112H60V111H59ZM64 112H65V111H64ZM70 112H71V111H70ZM74 112H75V111H74ZM76 112H77V111H76ZM83 112H84V110H83ZM118 112H119V111H118ZM118 112H117V113H118ZM129 112H128V114H126V116L129 115ZM136 112H137V111H135L134 114H135ZM142 112H141V113H142ZM23 113H24V112H23ZM54 113H55V112H54ZM71 113H72V112H71ZM80 113H81V112H80ZM80 113H76V114H79V115H80ZM85 113H87V111H86ZM85 113H84V115H85ZM88 113H90V112L88 111ZM88 113H87V114H88ZM91 113H92V111H91ZM91 113H90V114H91ZM93 113H92V115H93ZM102 113H103V112H102ZM104 113H105V112H104ZM106 113H107V112H106ZM109 113H110V112H109ZM112 113H113V112H112ZM117 113H116V114H117ZM132 113H133V111L131 112V114H132ZM154 113H155V112H154ZM164 113H166V112H164ZM3 114H4V113H3ZM13 114H14V112H13ZM45 114H47V113H45ZM52 114H53V113H52ZM56 114H57V113H56ZM74 114H75V113H73L72 117L74 116ZM94 114L97 115L96 113H94ZM99 114H101V113L99 112ZM99 114H98V115H99ZM107 114H108V113H107ZM107 114H105V115H107ZM136 114H139V111H138V113H136ZM171 114H173V113H171ZM188 114H189V113H188ZM5 115H6V114H5ZM34 115H35V114H34ZM39 115H40V114H39ZM39 115H38V116H39ZM41 115H43V114H41ZM47 115L49 116L50 114H47ZM47 115H43V116H41V117H44V118H45ZM53 115H55V114H53ZM92 115H89V116H92ZM95 115H93V116L95 117ZM110 115H112V114L110 113ZM113 115H114V114H113ZM140 115H141V114H140ZM147 115H148V114H147ZM149 115H150V114H149ZM191 115H192V114H191ZM28 116H29V115H28ZM81 116H82V113H81ZM85 116H86V115H85ZM85 116H84V117H85ZM87 116H88V115H87ZM99 116L104 117L103 115H99ZM107 116L110 117L109 115H107ZM107 116H106V117H107ZM119 116H120V115H119ZM123 116H125V115H123ZM126 116H125V117H126ZM133 116H134V115H133ZM137 116H138V115H137ZM141 116H142V115H141ZM144 116H146V115H143V117H144ZM171 116H172V115H171ZM35 117H36V115L34 116V118H35ZM41 117H38V118L36 117V118L40 120V119H42ZM75 117H76V116H75ZM75 117H74V118H75ZM77 117H78V115H77ZM77 117H76V118H77ZM84 117H82V118L84 119ZM116 117H117V115H116ZM125 117H124V118H125ZM143 117H142V118H143ZM175 117H176V116H175ZM190 117H192V116H190ZM194 117H195V114H194ZM8 118H9V117H8ZM34 118H33V119H34ZM63 118H64V117H63ZM65 118H66V117H65ZM80 118H81V117H80ZM80 118H79V119H80ZM89 118H90V117H88V119H89ZM99 118H100V117H99ZM99 118L96 116V121H98ZM113 118H114V117H113ZM121 118H122V117H121ZM131 118H132V117H131ZM131 118H130V117H129V118L127 117V118H125V119H123V118H122V119H123V120H126V121H127L128 119H130V120H128V122L124 121V122H126V123H129V121L134 120V117H133V119H131ZM164 118H166V117H164ZM180 118H181V117H180ZM195 118H196V117H195ZM9 119H12V118H9ZM14 119H15V118H14ZM47 119H48V118H47ZM85 119L87 120V117H86ZM92 119H93V118H92ZM92 119H90L91 122H92ZM97 119H98V120H97ZM104 119H106V118H104ZM111 119H112V117H111ZM114 119H116V118H114ZM118 119H119V118H118ZM118 119H117V120H118ZM152 119H153V118H152ZM166 119H167V118H166ZM166 119H164V121H165ZM6 120H7V118H6ZM18 120H19V119H18ZM18 120H17V121H18ZM51 120H52V119H51ZM59 120H60V119H59ZM66 120H67V119H65V121H66ZM74 120H75V119H74ZM102 120H103V118L101 119V121H102ZM108 120H109V118H108ZM135 120H136V119H135ZM135 120H134V121H135ZM169 120H170V119H169ZM17 121H15V122H16L17 124L19 123V125H20L21 121H20V120H19L20 122H19V121L17 122ZM43 121H44V120H43ZM46 121H47V120H46ZM49 121H50V120H49ZM75 121H77V120H75ZM79 121H80V120H79ZM83 121H84V120H83ZM106 121H107V119H106ZM110 121H111V120H110ZM112 121H113V119H112ZM114 121H116V120H114ZM118 121H119V120H118ZM121 121H122V120H121ZM137 121H138V120H137ZM139 121H140V120H139ZM160 121H161V120H160ZM7 122H8V121H7ZM7 122H6V124L11 123V122L7 123ZM15 122H13V119H12V123L14 124V126L16 125ZM44 122H45V121H44ZM51 122H52V121H51ZM57 122H58V121H57ZM81 122H82V121H81ZM91 122H89V123H91ZM94 122H95V121H94ZM94 122H93V124H94ZM98 122H99V121H98ZM1 123H2V121H1ZM23 123H24V121H23ZM48 123H49V122H48ZM59 123H60V122H59ZM79 123H80V122H79ZM99 123H100V122H99ZM101 123H102V122H101ZM101 123H100V124H101ZM110 123H112V122H110ZM136 123H137V122H136ZM146 123H147V122H146ZM158 123H159V122H158ZM24 124H25V123H24ZM45 124H46V123H45ZM50 124H51V123H50ZM57 124H58V123H57ZM63 124H64V123H63ZM69 124H70V123H69ZM73 124L75 125V123H73ZM77 124H78V123H77ZM77 124H76V125H77ZM83 124H84V123H83ZM87 124H88V123H87ZM93 124H91V126H92V127H95V126H93ZM116 124H117V123H116ZM133 124H134V123H133ZM172 124H173V123H172ZM4 125H5V124H4ZM76 125H75V128H73V129H76ZM112 125H114V124H112ZM112 125H111V127H112ZM117 125H118V124H117ZM122 125L125 126L124 123H123ZM127 125H128V124H127ZM129 125H130V123H129ZM129 125H128V126H129ZM131 125H132V124H131ZM151 125H152V124H151ZM162 125H163V124H162ZM8 126H9V125H8ZM8 126H7V127H8ZM12 126H13V125H12ZM12 126L10 125L9 128H11ZM17 126H18V125H17ZM23 126H26V125H22V127L20 126V128H23ZM83 126H84V125H83ZM85 126H86V125H85ZM88 126H89V125H88ZM120 126H121V125H120ZM143 126H144V125H143ZM5 127H6V125H5ZM15 127H16V126H15ZM27 127H28V126H27ZM60 127H61V126H60ZM66 127H67V126H66ZM79 127H81V126H79V124H78V129H79ZM92 127H91V128H92ZM104 127H105V126H104ZM107 127L109 128L108 125H107ZM116 127H117V126H115V128H116ZM118 127H119V126H118ZM126 127H127V126H126ZM133 127H134V126H133ZM13 128H14V127H13ZM81 128H82V130H83V127H81ZM84 128H85V127H84ZM88 128H90V127H88ZM112 128H113V127H112ZM139 128H140V127H139ZM146 128H147V127H146ZM14 129H17V131L19 132V130H18L19 128H18V127L14 128ZM65 129H66V128H65ZM69 129H70V128H69ZM85 129H86V128H85ZM94 129H95V128H94ZM96 129H97V128H96ZM104 129H105V128H103V130H104ZM117 129H118V128H117ZM120 129H121V128H120ZM122 129H123V128H122ZM124 129H125V127H124ZM131 129H133V128H131ZM143 129H144V128H143ZM163 129H164V128H163ZM45 130H46V129H45ZM76 130H77V129H76ZM79 130H80V129H79ZM82 130H81V131H82ZM89 130H90V129H89ZM97 130H98V129H97ZM113 130H114V129H113ZM126 130H128V129H126ZM34 131H35V130H34ZM40 131H41V130H40ZM49 131H51V130H49ZM49 131H48V132H49ZM85 131H86V130H85ZM85 131H82L81 133H83V132H85ZM98 131H99V130H98ZM100 131H101V130H100ZM100 131H99V133H100ZM105 131H106V129H105ZM15 132H16V131H15ZM32 132H33V131H32ZM32 132H31V133H32ZM44 132H45V131H44ZM65 132H66V131H65ZM88 132H90V131H88ZM88 132H87V134H88ZM107 132H110V131L107 130ZM111 132H112V133H109L110 135H116V136H117L118 133H120L119 130H115V131H111ZM127 132H128V131H127ZM131 132H132V131H131ZM141 132H142V131H141ZM20 133H21V132H19V135H20ZM31 133H30V135H31ZM49 133H50V132H49ZM105 133H106V132H105ZM122 133H123V132H122ZM151 133H152V132H151ZM164 133H165V132H164ZM44 134H45V133H44ZM72 134H73V133H72ZM83 134H84V133H83ZM85 134H86V133H85ZM85 134H84V135H85ZM87 134H86V135H87ZM92 134H93V133H92ZM101 134H102L101 136H103V131H102ZM120 134H121V133H120ZM2 135H3V134H2ZM8 135H9V134H8ZM45 135H46V134H45ZM59 135H60V134H59ZM79 135H80V134H79ZM84 135H83V136H84ZM122 135H123V134H122ZM128 135H129V134H128ZM137 135H138V134H137ZM140 135H141V134H140ZM17 136H18V135H17ZM42 136H43V135H42ZM49 136H50V135H49ZM91 136H92V135H91ZM94 136H95V135H94ZM101 136H100V137H101ZM106 136H108V134H107ZM123 136H124V135H123ZM123 136H122V137H123ZM11 137H12V136H11ZM15 137H16V136H15ZM20 137H21V136H20ZM32 137H33V136H32ZM38 137H39V135H38ZM43 137H44V136H43ZM89 137H90V134H89ZM95 137H97V136H95ZM100 137H98V139H100ZM109 137H110V139L113 138V137L111 138V136H109ZM109 137H107V138H109ZM127 137H129V136H127ZM137 137H138V136H137ZM144 137H145V136H144ZM152 137H153V136H152ZM162 137H163V136H162ZM18 138H19V137H18ZM40 138H41V137H40ZM72 138H73V137H72ZM82 138H83V137H82ZM84 138H85V136H84ZM86 138H87V137H86ZM86 138H85V139H86ZM92 138H94V137H92ZM105 138H106V137H105ZM114 138H115V137H114ZM120 138H121V137H120ZM142 138H143V136H142ZM2 139H3V138H2ZM21 139H22V137L20 138V140H21ZM42 139H43V138H42ZM42 139H41V140H42ZM56 139H57V138H56ZM66 139H67V138H66ZM95 139H96V138H95ZM98 139H97V140H98ZM101 139H102V137H101ZM101 139H100V140H101ZM127 139H128V138H127ZM127 139H126V140H127ZM135 139H136V138H135ZM139 139H140V136H139ZM145 139H147V138H145ZM18 140H19V139H18ZM82 140H83V139H81V141H82ZM89 140H90V145H92L91 143L95 144V143H94V140H91V137H90ZM108 140H109V139H108ZM114 140H116V138H115ZM133 140H134V139H133ZM149 140H150V139H148V141H149ZM157 140H158V137H157ZM10 141H11V140H10ZM31 141H32V140H31ZM43 141H44V140H43ZM78 141L80 142V140H78ZM87 141H88V140H86V142H87ZM92 141H93V142H92ZM105 141H106V140H105ZM105 141H104V142H105ZM116 141H117V140H116ZM129 141H130V140H129ZM129 141H128L127 143H129ZM143 141H144V139H143ZM0 142H1V141H0ZM16 142H17V141H16ZM18 142H20V141H18ZM18 142H17V143H18ZM45 142H46V141H45ZM61 142H62V141H61ZM84 142H85V141H84ZM97 142H98V141H97ZM97 142H96V143H97ZM99 142H100V141H99ZM101 142H102V141H101ZM117 142H118V141H117ZM119 142H120V141H119ZM132 142H133V141H132ZM146 142H147V141H146ZM146 142H142V141H140V140H136L135 142H133V146H132L131 144H128V147H131V146H132L131 149H132L133 152L130 151V152H131L130 154L134 153V154H136V155H141V157L147 158L148 156H147V155L145 156V152H146V150H147L148 148H147L146 144H144V143H146ZM150 142H151V141H150ZM163 142H164V140H163ZM21 143H22V142H21ZM38 143H41V142H38ZM62 143H63V142H62ZM68 143H69V142H68ZM68 143H67V144H68ZM80 143H81V142H80ZM120 143H122V142H120ZM124 143L126 144V141H124ZM124 143H123V144H124ZM147 143H148V142H147ZM13 144H14V143H13ZM41 144H42V143H41ZM63 144H64V143H63ZM63 144H62V145H63ZM75 144H76V143H75ZM78 144H79V143H78ZM81 144H82V143H81ZM83 144H85V143H83ZM100 144H103V145H104L103 142L100 143ZM123 144H122V145H123ZM160 144H161V143H160ZM9 145H10V144H9ZM19 145H21V144L19 143ZM22 145H23V144H22ZM36 145H37V144H36ZM49 145H50V144H49ZM117 145L120 146L119 143H117ZM122 145H121V146H122ZM129 145H130V146H129ZM148 145H149V144H148ZM162 145H163V144H162ZM31 146H32V145H31ZM37 146H38V145H37ZM57 146H58V145H57ZM68 146H69V145H68ZM71 146H72V145H70V147H71ZM77 146L79 147V145H77ZM80 146L82 147V145H80ZM88 146H89V142H88ZM88 146L86 145V147H88ZM95 146H97V145H95ZM98 146H99V145H98ZM101 146H102V145H101ZM101 146H100V147H101ZM109 146H110V145H109ZM123 146H124V145H123ZM125 146H126V145H125ZM8 147H9V146H8ZM15 147H17V148L19 149L18 146L14 145L13 148H15ZM38 147H39V146H38ZM75 147H76V146H75ZM78 147H77V148H78ZM113 147H114V146H113ZM148 147H149V146H148ZM0 148H1V147H0ZM22 148L24 149V145L22 146ZM36 148H37V147H36ZM51 148H52V147H51ZM88 148H89V147H88ZM92 148H93V147H92ZM92 148H89V149H92ZM97 148H98V147H97ZM97 148H95V149H96V152L98 151ZM115 148H116V150H115V149H112V151L114 150V152H115V151H117V149L119 150L120 147L117 148V147L115 146ZM122 148H123V147H122ZM122 148H121V149H122ZM80 149H81V148H80ZM85 149H87V148H85ZM109 149H110V147H109ZM123 149H124V148H123ZM123 149H122V150H123ZM126 149H127V148H126ZM131 149L129 148V150H131ZM160 149H161V148H160ZM14 150H15V149H14ZM14 150H13V151H14ZM30 150H31V148H30ZM69 150H70V149H69ZM69 150H67V152H68ZM78 150H79V149H78ZM82 150H83V149H82ZM93 150H94V149H93ZM93 150H91V151L93 152ZM49 151H50V150H49ZM71 151H72V150H71ZM88 151H89V150H88ZM88 151H87V153H89ZM162 151H163V150H162ZM3 152H4V151H2V153H3ZM6 152H7V151H6ZM16 152H17V150H16ZM21 152H22V151H21ZM21 152H20V153H21ZM33 152H36V151L34 150ZM72 152H73V151H72ZM84 152H85V151H84ZM114 152H113V153H114ZM126 152H127V151H126ZM174 152H175V151H174ZM0 153H1V152H0ZM23 153H24V152H23ZM69 153H70V152H69ZM104 153H105V152H104ZM109 153H110V152H109ZM111 153H112V152H111ZM116 153H117V152H116ZM118 153H119V151H118ZM150 153H151V152H150ZM152 153H153V152H152ZM152 153H151V156H152ZM53 154H54V153H53ZM74 154H75V153H74ZM92 154H93V153H92ZM92 154H90V156H91ZM97 154H98V153H97ZM97 154H96V155H97ZM119 154H120V153H119ZM122 154H125V152H123ZM128 154H129V153H128ZM134 154H133V155H134ZM143 154H144V155H143ZM146 154H147V153H146ZM167 154H168V153H167ZM1 155H2V154H1ZM80 155H81V154H80ZM96 155H95V151H94V155H93V156H96ZM111 155H112V154H111ZM114 155H115V154H114ZM116 155H118V154H116ZM116 155H115V156H116ZM126 155H127V154H126ZM133 155H132V156H133ZM13 156H14V155H13ZM69 156H70V155H69ZM101 156H102V155H101ZM107 156H108V155H107ZM109 156H110V155H109ZM112 156H113V155H112ZM120 156H122V155H120ZM124 156H125V155H124ZM127 156H128V155H127ZM157 156H158V155H157ZM157 156H156V157H157ZM173 156H174V155H173ZM1 157H2V156H0V159L3 158V157H2V158H1ZM22 157H23V156H22ZM55 157H56V156H55ZM80 157H81V156H80ZM86 157H88V156H86ZM110 157H111V156H110ZM116 157H117V156H116ZM118 157H119V156H118ZM118 157H117V158H118ZM156 157H155V158H156ZM4 158H5V157H4ZM30 158H31V157H30ZM40 158H41V157H40ZM84 158H85V157H84ZM92 158H93V157H92ZM92 158L90 157V158H88V160H89V159H92ZM94 158H95V157H94ZM117 158H116V159H117ZM124 158H125V157H124ZM131 158H132V157H131ZM150 158H151V157H150V155H149V159H150ZM158 158H159V157H158ZM180 158H181V157H180ZM6 159H7V158H6ZM45 159H46V158H45ZM45 159H44V160H45ZM56 159H57V157H56ZM60 159H61V158H60ZM60 159H59V160H60ZM71 159H72V158H71ZM73 159H74V158H73ZM76 159H77V158H76ZM97 159H98V158H97ZM118 159H119V158H118ZM118 159H117V160H118ZM126 159H127V157H126ZM134 159H135V158H134ZM136 159H138V158H136ZM147 159H148V158H147ZM149 159H148V160H149ZM169 159H171V158H169ZM26 160H27V159H26ZM26 160H25V161H26ZM64 160H65V159H64ZM79 160H80V159H79ZM110 160H111V158H110ZM120 160H121V159H120ZM123 160H124V159H123ZM127 160H129V159H127ZM132 160H133V159H132ZM141 160H142V158H141ZM141 160H140V158H139V161H140V162H141ZM144 160H145V159H144ZM157 160H158V159H157ZM167 160H168V159H167ZM173 160H174V159H173ZM246 160H247V159H246ZM248 160H249V159H248ZM33 161H35V160H33ZM38 161H39V160H38ZM91 161H93V160H90V161H88V162H91ZM97 161H98V160H97ZM101 161H103V160H101ZM121 161H122V160H121ZM134 161H135V160H134ZM134 161H133V162H134ZM139 161H138V163H139ZM142 161H143V160H142ZM145 161H146V160H145ZM0 162H1V160H0ZM2 162H3V161H2ZM16 162H17V161H16ZM35 162H36V161H35ZM42 162H43V161H42ZM57 162H58V161H57ZM62 162H63V161H62ZM85 162H86V161H85ZM99 162H100V161H99ZM117 162H118V161H115L116 165L118 164ZM131 162H132V161H131ZM131 162H130L129 164H131ZM136 162H137V161H136ZM146 162H147V161H146ZM146 162H145V164H146ZM155 162H157V161H155ZM10 163H11V162H10ZM12 163H13V162H12ZM28 163H29V162H28ZM92 163H93V162H92ZM103 163H104V162H103ZM109 163H110V162H109ZM120 163H121V162H120ZM123 163H124V162H122L121 164L123 165ZM125 163H126V162H125ZM125 163H124V164H125ZM141 163H142V165H143L144 162H141ZM148 163H149V162H148ZM152 163H153V161H152ZM171 163H172V159H171ZM171 163H170V164H171ZM23 164H24V163H23ZM76 164H77V163H76ZM80 164H81V163H80ZM86 164H87V163H86ZM90 164H91V163H90ZM93 164H94V163H93ZM95 164H96V163H95ZM106 164H107V163H106ZM113 164H114V161H113ZM113 164H112V167L115 165V164H114V165H113ZM127 164H128V163H127ZM133 164H135V163H133ZM139 164H140V163H139ZM167 164H168V163H167ZM7 165H8V164H7ZM10 165H11V164H10ZM10 165H8V166L10 167ZM21 165H22V164H21ZM29 165H30V164H29ZM34 165H35V164H34ZM37 165H38V164H37ZM58 165H59V164H58ZM58 165H56V166H58ZM87 165H89V163H88ZM96 165H98V164H96ZM100 165H101V164L99 163V166H97V167H100ZM116 165H115V166H116ZM131 165H132V164H131ZM137 165H138V164H136V165H134V166L137 167ZM155 165H157V163H156ZM165 165H166V164H165ZM3 166H4V165H3ZM61 166H62V165H61ZM66 166H67V165H66ZM75 166H76V165H75ZM90 166H92V165H90ZM101 166H102V165H101ZM104 166H105V165H104ZM119 166H120V165H119ZM119 166H117V168H118ZM123 166H124V165H123ZM125 166H126V165H125ZM139 166H140V165H139ZM139 166H138V167H139ZM143 166H144V165H143ZM148 166H149V165H148ZM153 166H154V165H153ZM0 167H1V166H0ZM11 167H12V166H11ZM11 167H10V168H11ZM13 167H14V166H13ZM27 167H28V166H27ZM76 167H77V166H76ZM97 167H96V168H97ZM110 167H111V165H110ZM126 167H127V166H126ZM129 167H130V166H129ZM171 167H172V166H171ZM183 167H184V166H183ZM2 168H7V167H2ZM23 168H24V167H23ZM30 168H31V167H30ZM65 168H66V167H65ZM67 168H68V167H67ZM77 168H78V167H77ZM85 168H87V167H85ZM89 168H90V167H89ZM96 168H95V169L93 168V169L96 170ZM122 168H123V167H122ZM124 168H125V167H124ZM132 168L135 169L133 166H132ZM140 168H142V166H141ZM152 168H153V167H152ZM157 168H158V167H157ZM157 168H156V169H157ZM175 168H176V167H175ZM186 168H187V167H186ZM7 169H9V168H7ZM7 169H6V170H7ZM24 169H25V168H24ZM26 169H27V168H26ZM60 169H61V168H60ZM62 169H63V168H62ZM62 169H61V170H62ZM97 169H101V168H97ZM106 169H107V168H106ZM111 169H112V168H111ZM133 169H132V170H133ZM166 169H167V165H166ZM166 169H165V170H166ZM170 169H171V168H170ZM6 170H5V171H6ZM32 170H33V169H32ZM74 170H75V169H74ZM87 170H88V169H87ZM107 170H110V169L108 168ZM114 170H116V169H114ZM125 170H126V168H125ZM128 170H129V169H128ZM128 170L126 171V173L128 172ZM137 170H138V169H137ZM142 170H143V168H142ZM154 170H155V169H154ZM174 170H175V169H174ZM182 170H184V169L182 168ZM194 170H195V169H194ZM3 171H4V170H3ZM51 171H53V169H52ZM55 171H56V170H55ZM62 171H63V170H62ZM83 171H84V170H83ZM121 171H122V170H121ZM130 171H131V169H130ZM146 171H147V170H146ZM184 171H185L184 173H186V170H184ZM0 172H1V171H0ZM6 172H7V171H6ZM25 172H26V171H25ZM49 172H50V171H49ZM53 172H54V171H53ZM72 172H73V171H72ZM116 172H117V171H116ZM122 172H123V171H122ZM134 172H135V171H134ZM139 172H140V171H139ZM151 172H152V171H151ZM163 172H164V171H163ZM193 172H194V171H193ZM75 173H76V172H75ZM87 173H88V172H87ZM87 173H85V176H86ZM112 173H113V172H112ZM131 173L134 174L133 172H131ZM148 173H149V172H148ZM159 173H160V172H159ZM180 173H181V172H180ZM1 174H2V173H0V177H1ZM8 174H9V173H8ZM63 174H64V173H63ZM65 174H66V173H65ZM65 174H64V175H65ZM77 174H78V173H77ZM132 174H131V175H132ZM143 174H144V172H143ZM163 174H164V173H163ZM186 174H187V173H186ZM56 175H57V174H56ZM69 175H70V174H69ZM90 175H91V174H90ZM118 175H119V174H118ZM118 175H117V176H118ZM123 175L125 176V174H123ZM129 175H130V174H129ZM131 175H130V176H131ZM195 175H196V174H195ZM18 176H19V175H18ZM22 176H24V175H22ZM71 176H72V174H71ZM87 176H88V175H87ZM91 176H92V175H91ZM106 176H107V175H106ZM108 176H109V175H108ZM140 176H141V175H140ZM15 177H16V176H15ZM20 177H21V176H20ZM30 177H31V176H30ZM52 177H53V176H52ZM76 177H77V176H76ZM88 177H89V176H88ZM122 177H123V176H122ZM122 177H121V178H122ZM137 177H138V176H137ZM137 177H136V178H137ZM141 177H142V176H141ZM143 177H144V176H143ZM178 177H179V176H178ZM182 177H183V176H182ZM184 177H185V176H184ZM8 178H9V177H8ZM17 178H18V177H17ZM25 178H26V177H25ZM25 178H24V179H25ZM50 178H51V177H50ZM73 178H74V177H73ZM73 178H72L71 180H73ZM86 178H87V177H86ZM136 178H135V179H136ZM163 178H164V177H163ZM163 178H162V179H163ZM20 179H21V178H20ZM52 179H54V177H53ZM52 179H51V180H52ZM55 179H57V177H56ZM55 179H54V180H55ZM64 179H66V177H64ZM126 179H127V178H126ZM131 179H132V178H131ZM145 179H146V178H145ZM152 179H153V177H152ZM26 180H27V179H26ZM32 180H33V179H32ZM45 180H46V179H45ZM54 180H52V181H54ZM76 180H77V179H76ZM176 180H177V179H176ZM89 181H90V180H89ZM89 181H88V182H89ZM125 181H126V180H125ZM178 181H179V180H178ZM5 182H6V181H5ZM13 182H15V181H13ZM34 182H35V181H34ZM65 182L67 183V180H65L64 183H65ZM75 182H76V181H75ZM81 182H82V181H81ZM120 182H121V181H120ZM131 182H132V181H131ZM152 182H153V181H152ZM181 182H182V181H181ZM40 183H41V182H40ZM66 183H65L64 185H66ZM93 183H94V182H93ZM154 183H155V182H154ZM175 183H176V182H175ZM206 183H207V182H206ZM16 184H17V183H16ZM51 184H53V182H52ZM68 184H70V183H68ZM82 184H83V183H82ZM89 184H90V183H89ZM126 184H127V183H126ZM180 184H181V183H180ZM193 184H194V183H193ZM0 185H1V184H0ZM27 185H28V184H27ZM53 185H54V184H53ZM72 185H73V184H72ZM75 185H76V184H75ZM118 185H119V184H118ZM33 186H34V185H33ZM36 186H37V185H36ZM41 186H42V185H41ZM67 186H68V185H67ZM69 186H70V185H69ZM80 186H81V185H80ZM99 186H101V185H99ZM126 186H127V185H126ZM192 186H193V185H192ZM211 186H212V185H211ZM1 187H2V186H1ZM7 187H8V186H7ZM12 187H13V186H12ZM45 187H46V186H45ZM51 187H52V186H51ZM51 187H50V189H51ZM53 187H54V186H53ZM70 187H71V186H70ZM83 187H84V186H83ZM87 187H88V186H87ZM91 187H92V186H91ZM119 187H120V186H119ZM119 187H118V188H119ZM195 187H196V186H195ZM201 187H202V186H201ZM212 187H213V186H212ZM215 187H216V186H215ZM65 188H66V186H65L63 189H65ZM74 188H76V187H74ZM89 188H90V187H89ZM2 189H3V188H2ZM12 189H13V188H12ZM39 189L42 190L41 187H39ZM44 189H45V191L41 192V194H42V193L45 194V192L47 193L46 188H43V190H44ZM52 189H54V188H52ZM76 189H77V188H76ZM95 189H96V188H95ZM14 190H15V189H14ZM47 190H48V186H47ZM55 190H56V189H55ZM55 190H54V192H57V191H55ZM73 190H74V189H73ZM213 190H214V189H213ZM11 191H12V190H11ZM17 191H19V190H17ZM38 191H39V190H38ZM48 191L50 192V190H48ZM51 191H52V190H51ZM65 191H66V190H65ZM65 191H64V192H65ZM194 191H195V190H194ZM14 192H15V191H14ZM27 192H29V191H27ZM35 192H37V190H34V193H35ZM70 192H71V191H70ZM76 192H78V190H77ZM155 192H156V191H155ZM155 192H153V193H155ZM213 192H214V191H213ZM220 192H221V191H220ZM39 193H40V192H39ZM66 193L69 194L68 192H66ZM72 193H75V191L72 192ZM4 194H5V193H4ZM8 194H9V193H8ZM24 194H25V193H24ZM35 194H36V193H35ZM41 194H40V196H41ZM44 194H43V195H44ZM52 194H55V193H52ZM211 194H212V193H211ZM22 195H23V193H22ZM32 195H33V194H32ZM48 195H50V194H48ZM48 195H47V196H48ZM55 195H56V194H55ZM70 195L73 196V194H71V193H70ZM77 195H78V194H77ZM232 195H233V194H232ZM16 196H17V195H16ZM44 196H45V195H44ZM51 196H52V195H51ZM72 196H70V197H72ZM88 196H89V195H88ZM228 196H229V195H228ZM31 197H32V196H31ZM37 197H38V196H37ZM56 197L58 198L59 196H56ZM70 197L68 196V198H70ZM94 197H95V196H94ZM97 197H98V196H97ZM25 198H26V197H25ZM39 198H40V197H39ZM41 198H44V197L41 196ZM41 198H40V199H41ZM45 198H46V196H45ZM47 198H48V197H47ZM52 198L54 199V197H52ZM57 198H56V199H57ZM221 198H222V196H221ZM36 199H37V198H36ZM40 199H39V201H41ZM90 199H91V198H90ZM215 199H216V198H215ZM28 200H29V199H28ZM54 200H55V199H54ZM58 200H60V199H58ZM58 200H57V202H58ZM63 200H64V199H63ZM213 200H214V199H213ZM222 200H223V199H222ZM22 201H23V200H22ZM55 201H56V200H55ZM61 201H62V200H61ZM77 201H78V200H77ZM79 201H80V200H79ZM218 201H219V200H218ZM15 202H16V201H15ZM34 202H35V201H34ZM36 202H38V201H36ZM36 202H35V203H36ZM51 202L53 203L52 199H51V201L48 200V199H47V201H46V200L44 199V200L40 203V205H42L43 210H47V209L50 207V205H51V207L53 206V205L51 204ZM5 203H6V202H5ZM35 203H34V204H35ZM231 203H232V202H231ZM16 204H17V203H16ZM38 204H39V203H38ZM53 204H55V203H53ZM57 204L59 205V202L56 203V206H57ZM69 204H70V203H69ZM88 204H89V203H88ZM219 204H220V203H219ZM22 205H23V204H22ZM22 205H21V206H22ZM27 205H28V204H27ZM35 205H37V203H36ZM64 205H65V204H64ZM66 205H67V204H66ZM24 206H25V205H24ZM24 206H23V207H24ZM33 206H34V205H33ZM37 206H39V205H37ZM71 206H72V205H71ZM1 207H2V206H1ZM27 207H28V206H27ZM35 207H36V206H34V209H35ZM216 207H217V206H216ZM25 208H26V207H25ZM59 208H60V207H59ZM217 208H218V207H217ZM3 209H4V208H3ZM28 209H29V208H28ZM34 209H33V207H32V209H29V210L32 211V210H34ZM49 209H50V208H49ZM218 209H219V208H218ZM40 210H41V208H40ZM43 210H42V212H43ZM90 210H91V209H90ZM17 211H18V210H17ZM19 211H20V210H19ZM21 211H23V210L21 209ZM38 211H39V209H38ZM49 211H50V210H49ZM49 211L47 210V212H49ZM51 211H52V209H51ZM35 212H36V211H35ZM35 212H34V213H35ZM39 212H41V211H39ZM42 212H41V213H42ZM44 212H45V211H44ZM44 212H43V213H44ZM58 212H60V211H58ZM7 213H8V212H7ZM20 213H21V212H20ZM22 213H23V212H22ZM25 213H28V212H25ZM37 213H38V212H37ZM37 213H36V214H37ZM41 213H40V214H41ZM43 213H42V214H43ZM49 213H50V212H49ZM82 213H83V212H82ZM82 213H81V214H82ZM90 213H91V212H90ZM18 214H19V213H18ZM44 214H45V213H44ZM44 214H43V216H44ZM2 215H3V214H2ZM26 215H27V214H25V216H24V213H23V217H26ZM29 215H32V212L29 213ZM38 215H39V214H37L36 217H34V214H33L32 217H34L35 220H32V219H31V220H32V221H35V223H38V225H39V221H38L39 217H38V219L36 220V218H37ZM221 215H222V214H221ZM19 216H20V215H19ZM39 216H42V215H39ZM49 216H50V215H49ZM14 217H15V216H14ZM23 217H22V218H23ZM29 217H31V216H29ZM32 217H31V218H32ZM219 218H220V217H219ZM41 219H43V218H41ZM41 219H39V220H41ZM8 220H9V219H8ZM15 220H16V219H15ZM23 220H24V219H23ZM27 220H28V218H27ZM31 220L29 221V223H27L28 225L31 224V223H34V222H31ZM44 220H45V219H44ZM44 220H43V221H44ZM16 221H17V220H16ZM25 221H26V220H25ZM36 221H38V222H36ZM43 221H42V222H43ZM52 221H53V220H52ZM18 222H19V221H18ZM45 222L47 223V221H45ZM45 222H44V223H45ZM25 223H26V222H25ZM60 223H61V222H60ZM47 224H48V223H47ZM52 224H54V223H52ZM56 224H57V225L54 226L55 228L58 226V222H57ZM31 225H32V224H31ZM38 225H37V226L35 225V228L38 227ZM59 225H60V224H59ZM29 226H30V225H29ZM18 227H19V226H18ZM22 227H23V226H22ZM24 227H25V226H24ZM24 227H23L22 229H24ZM32 227H34V226H31V228H32ZM25 228H26V227H25ZM28 228H29V227H27V229H28ZM31 228H29V229H31ZM39 228H40V227H39ZM39 228H38V230L41 231V229H39ZM55 228H54V230H55ZM42 229H44V228H42ZM57 229H58V228H57ZM57 229H56V231H57ZM59 229H60V227H59ZM24 230H25V229H24ZM36 230H37V229H36ZM36 230L34 229L33 231L35 232ZM38 230H37V231H38ZM33 231H31V232H33ZM42 231H44V230H42ZM58 231H59V230H58ZM31 232H29V230H28V233H31ZM34 232H33V234H34ZM38 233H39V232H38ZM51 233H52V232H51ZM13 234H14V233H13ZM16 234H18V233H16ZM39 234H40V233H39ZM54 234H55V233H54V231H53L52 235H54ZM56 234H57V233H56ZM29 235H30V234H29ZM36 235H37V233H36ZM49 235H50V233H49ZM30 236H31V235H30ZM44 236H45V235H44ZM55 236H56V235H55ZM31 237H32V236H31ZM51 237H53V236H51ZM51 237H50V238H51ZM29 238H30V237H29ZM48 238H49V237H48ZM48 238H47V239H48ZM50 238H49V239H50ZM47 239H46V240H47ZM25 240H26V239H25ZM43 241H44V240H43ZM47 241H48V240H47ZM47 241L45 242V244L47 243ZM27 247H28V245H27ZM29 248H30V247H29ZM40 248H41V247H40ZM24 249H25V248H24ZM24 253H25V252H24ZM22 254H23V253H22ZM22 254H21V255H22ZM30 255H31V254H30ZM28 257H29V256H28ZM25 258H26V257H25ZM18 261H19V260H18ZM24 261H25V260H24ZM27 262H28V261H27ZM34 262H35V261H34ZM22 264H23V263H22Z\"/></svg>",
  "mask_w": 264,
  "mask_h": 264
}]
</instances>
